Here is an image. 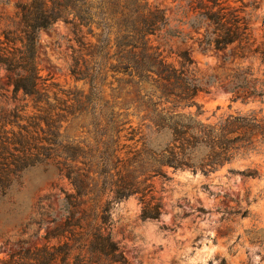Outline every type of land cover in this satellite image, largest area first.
Listing matches in <instances>:
<instances>
[{"label": "trees", "instance_id": "obj_1", "mask_svg": "<svg viewBox=\"0 0 264 264\" xmlns=\"http://www.w3.org/2000/svg\"><path fill=\"white\" fill-rule=\"evenodd\" d=\"M11 1L0 0V6ZM15 7L18 28H0V69L6 71L14 96L30 99L34 112L29 115L25 105L0 115V201L22 187L26 173L50 163L74 193H66L62 202V224L43 221L42 226L55 225L44 236L46 244H23L3 264H131L112 238L114 204L135 197L142 219L159 221L163 199L155 182L170 183L168 170L208 176L264 149V120L258 116H230L209 125L198 120L200 113H185L193 108L200 112L199 97L214 89L228 93L232 103L264 100V82L258 85L251 67L201 78L189 51L167 52L157 44L193 41L204 52L231 51L232 63L257 60L264 65V42L258 43L252 28L259 0H191L180 8L182 19L174 29L167 11L151 0H19ZM59 23L70 27L77 44L71 74L90 85L87 99L104 102L102 85L110 76L120 84V96L131 98L120 106L123 113L109 114L108 140L95 152L60 141L62 115L69 107L58 99L52 104L42 89L40 35ZM87 56L94 58L93 66ZM133 107L142 116L140 128L128 120L126 112ZM125 132L132 145H110ZM81 159L85 173L71 165ZM243 175L255 178L257 173ZM91 195L102 203L98 213L83 201L92 200ZM106 195L113 199L103 202Z\"/></svg>", "mask_w": 264, "mask_h": 264}, {"label": "rangeland", "instance_id": "obj_2", "mask_svg": "<svg viewBox=\"0 0 264 264\" xmlns=\"http://www.w3.org/2000/svg\"><path fill=\"white\" fill-rule=\"evenodd\" d=\"M18 1L0 6L2 30L18 28L15 7ZM189 1L151 0V3L167 11L174 29L182 19L180 8ZM252 28L258 43L264 42V0H259L258 10L252 12ZM91 42L94 46L97 43L94 39ZM157 44L167 52L189 51L201 78L221 75L241 65L252 68L258 85L264 82V65L260 61L232 63L231 51L228 54L204 52L193 41L167 39ZM74 49H77L74 36L64 23L41 33L38 63L45 80L42 89L50 95L52 104L58 99L69 107L62 115L60 141L95 152L108 140L105 127L110 120L109 114L123 113L120 106L131 98H126L125 94L120 96V84L110 76L102 85L104 102L95 97L88 100L90 85L77 82L71 74ZM86 59L94 65V58L87 56ZM225 59L229 61L225 63ZM0 82L4 88L0 92V115H8L25 105L29 106L28 114H33L32 101H23L22 95L14 96L3 69H0ZM198 103L200 112L193 108L185 113L194 116L200 113L198 120L205 124L216 125L238 115H255L264 120V100L260 98L246 104L232 103L228 93L214 89L210 95H201ZM126 113L130 115L128 120L132 126L140 128L142 116H138L134 107ZM143 131L147 133L145 127ZM126 135L127 132L123 133L120 141L110 145H132L125 141ZM114 138L115 141L116 136ZM83 161L71 165L85 173L87 168ZM245 172H256L257 176L247 178L243 175ZM168 174L172 178L170 183L155 182L159 197L163 199L159 221H144L142 205L135 197L114 204L112 238L131 264H264V149L208 176L190 171L174 173L171 169ZM90 178L95 183L98 181L94 174ZM22 182V187L13 189L10 199L0 201V264L23 244L27 247L45 245L44 236L55 225L42 226L43 221L51 223L58 219L57 225L62 224L65 221L60 211L62 202L66 193H74L55 163L29 171ZM91 198L83 201L87 202V209L98 213L102 203L95 195ZM108 199L113 196L106 195L103 202Z\"/></svg>", "mask_w": 264, "mask_h": 264}]
</instances>
